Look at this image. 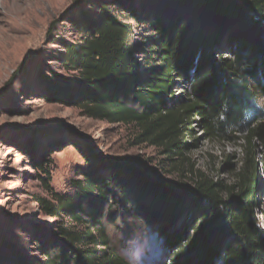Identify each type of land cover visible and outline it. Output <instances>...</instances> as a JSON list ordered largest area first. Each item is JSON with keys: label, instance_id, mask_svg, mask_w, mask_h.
Returning <instances> with one entry per match:
<instances>
[{"label": "trees", "instance_id": "1", "mask_svg": "<svg viewBox=\"0 0 264 264\" xmlns=\"http://www.w3.org/2000/svg\"><path fill=\"white\" fill-rule=\"evenodd\" d=\"M112 5L91 18L79 13L84 37L66 47L63 59L73 76H45V99L134 127L136 144L161 150L171 170L184 168L186 154L197 148L194 124L207 138L243 141L242 165L232 184L203 177L184 187L162 184L130 161L89 162L70 195L56 193L41 167L50 198L36 202L58 221L57 233L37 239L41 259L19 264H128L103 221L116 200L159 231L166 250L159 264H264L257 214L264 205V107L258 103L264 100V0ZM146 24L140 62L136 41Z\"/></svg>", "mask_w": 264, "mask_h": 264}, {"label": "rangeland", "instance_id": "2", "mask_svg": "<svg viewBox=\"0 0 264 264\" xmlns=\"http://www.w3.org/2000/svg\"><path fill=\"white\" fill-rule=\"evenodd\" d=\"M108 4L113 7L112 0H0V264L41 259L37 239L57 233L58 221L36 202L50 198L41 167L56 193L70 195L90 163L130 161L162 184L184 187L203 177L232 184L242 165L243 141L207 138L194 124L198 146L186 154L184 168L171 170L161 150L136 144L134 127L94 120L45 99V76H73L63 59L66 47L84 37L79 13L91 18ZM149 33L147 24L138 29L140 62ZM258 103L264 107V100ZM116 201V210L103 218L113 248L128 264H159L166 253L159 231ZM257 214L264 227V205Z\"/></svg>", "mask_w": 264, "mask_h": 264}]
</instances>
